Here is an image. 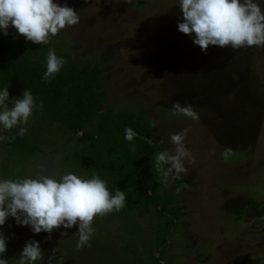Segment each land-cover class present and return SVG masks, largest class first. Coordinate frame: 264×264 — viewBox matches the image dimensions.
<instances>
[{
	"label": "rangeland",
	"instance_id": "374dc122",
	"mask_svg": "<svg viewBox=\"0 0 264 264\" xmlns=\"http://www.w3.org/2000/svg\"><path fill=\"white\" fill-rule=\"evenodd\" d=\"M56 2L74 8L80 22L46 46L79 65H98L107 106L155 120L161 151H171V136L188 129L184 143L195 162L186 160L188 174L170 176L162 189L175 192L178 212L167 247L156 242L154 209L144 208L130 219L112 212L96 217L83 248L79 224L35 234L10 217L0 228L9 238L3 258L19 264L23 247L35 240L43 253L35 264H264V47L210 45L203 52L178 30L179 0ZM256 2L264 9V0ZM15 99L9 92V108ZM176 101L191 104L199 119L173 115ZM18 127L42 151L19 159L0 140V179H59L69 172L87 178L66 158L79 144L65 129L34 114ZM12 130L0 125V136Z\"/></svg>",
	"mask_w": 264,
	"mask_h": 264
},
{
	"label": "clouds",
	"instance_id": "9594fccd",
	"mask_svg": "<svg viewBox=\"0 0 264 264\" xmlns=\"http://www.w3.org/2000/svg\"><path fill=\"white\" fill-rule=\"evenodd\" d=\"M179 8L183 18L178 22V30L193 36V43L205 53L210 45L232 49L264 47V9L256 0H179ZM79 22L80 16L74 8L67 4L62 6L56 0H0V30L5 36L12 27L26 41L46 45L62 30ZM65 63L50 49L42 79L50 82ZM8 100L6 87L0 90V125L4 130L18 128V135L24 136L27 129L18 126L26 125L37 108L42 111L43 102L37 105L30 90H25L23 98L15 99L10 108L5 103ZM172 114L199 119L191 104L186 103L182 107L179 101L173 103ZM150 126L155 128L157 122L150 120ZM188 131L184 129L173 134L171 143L174 148L155 155V170L162 176L165 186L170 176L175 181L180 179L181 173L188 174L186 160L195 162L184 143ZM137 137L138 133L131 127L125 129L126 140L132 141ZM139 138L149 144L154 143L153 139ZM11 139L15 137L0 136V140ZM231 154L232 149L226 148L222 156L227 159ZM165 165L170 167L165 169ZM125 195L119 189L113 195L107 182L97 175L84 178L69 172L59 179L50 176L0 179V228L10 217L17 225L30 227L35 234H51L61 226L67 229L79 224L77 248H83L89 245L95 232L92 226L94 219L121 211L125 206ZM7 239L0 231V264H8V260L3 258L7 252ZM42 254L40 243L32 240L23 247L19 264H35Z\"/></svg>",
	"mask_w": 264,
	"mask_h": 264
},
{
	"label": "trees",
	"instance_id": "16d2710c",
	"mask_svg": "<svg viewBox=\"0 0 264 264\" xmlns=\"http://www.w3.org/2000/svg\"><path fill=\"white\" fill-rule=\"evenodd\" d=\"M5 36L0 30V87L8 88L23 98L30 90L43 110L33 114L57 124L75 137L79 149L67 155L76 169L87 178L99 176L107 182L114 195L125 192V206L113 211L115 217L130 219L135 211L154 209L158 221L155 238L158 245L167 247L169 235L177 224L178 212L173 206V190L162 192L164 182L155 170V155L161 152L155 128L142 111H119L106 104L101 89L102 69L92 63L77 64L64 52L55 51L66 63L50 82L42 79L50 50L46 45L26 41L12 27ZM131 127L139 137L153 139L149 144L139 137L125 139V129ZM6 140L9 154L19 159L30 158L42 149L25 134L14 128ZM134 148V150H133Z\"/></svg>",
	"mask_w": 264,
	"mask_h": 264
}]
</instances>
